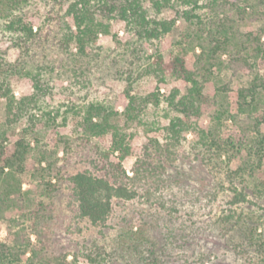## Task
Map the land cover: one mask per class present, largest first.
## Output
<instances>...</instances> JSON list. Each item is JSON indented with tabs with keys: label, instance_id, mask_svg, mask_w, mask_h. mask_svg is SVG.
Instances as JSON below:
<instances>
[{
	"label": "rangeland",
	"instance_id": "1",
	"mask_svg": "<svg viewBox=\"0 0 264 264\" xmlns=\"http://www.w3.org/2000/svg\"><path fill=\"white\" fill-rule=\"evenodd\" d=\"M149 1L145 3L150 4ZM208 1L172 0V6L156 16L167 20L178 17L172 30L158 40H139L123 21L111 20L108 31L99 32L84 54L78 52L75 44L69 49L61 48L62 29L56 22L43 30L42 38L46 35L47 39L33 56L10 40V33L0 29V53L13 65L25 61L29 72L38 73L47 84L45 94L39 96L30 75L9 77L8 87L15 100L25 99L27 115L7 130L8 142L15 141L23 128L30 132L27 139L36 154L44 149L50 152L58 135H67L74 141L68 154L60 151L57 156L61 180L56 196L54 247L76 253L79 264H264V200L253 195L255 180L233 173L240 164L239 158L230 163L225 162L224 156L210 159L207 152L197 148L193 132L186 133L178 144L169 142L163 127L172 113L165 99L174 88L185 93L187 83L170 74L160 80L161 73L147 69L156 56L167 61L178 44L186 42L193 33L196 19H187L183 11L193 10L206 20ZM68 4L69 0H29L14 13L33 18L36 27L49 13L61 9L60 13H64ZM7 19L2 17L0 23ZM263 25L261 17L243 28L256 31ZM186 59L192 61L193 54L189 52ZM228 81L224 104L228 103L235 112L237 92L247 85L248 76L222 71L205 84V93L213 99L216 87ZM126 90L141 106L137 116L124 113L121 94ZM152 92L160 103L144 104L143 98ZM90 102L114 108L117 115L113 122L145 160L136 173V156H127L121 162L127 185L136 195L114 202L106 226L93 225L80 216L69 181V176L79 170L88 169L110 178L111 172L119 171L111 165L118 162L117 154L109 160L103 156L110 146L111 133L100 140L82 133V109ZM218 109L215 104L206 105L201 126L207 129L217 125ZM47 112L58 114L48 129L40 125ZM5 116L6 99L0 95V122ZM220 131L226 137L237 133L238 128L225 118ZM150 139H157L162 149H169L168 156H147L146 145L148 151L155 148ZM22 178L23 188L34 184L30 173ZM240 191L247 200L236 202ZM16 215L17 211L10 209L5 218H0V241L9 239V218Z\"/></svg>",
	"mask_w": 264,
	"mask_h": 264
},
{
	"label": "trees",
	"instance_id": "2",
	"mask_svg": "<svg viewBox=\"0 0 264 264\" xmlns=\"http://www.w3.org/2000/svg\"><path fill=\"white\" fill-rule=\"evenodd\" d=\"M28 2L0 0V20L4 16L9 18L0 23V29L10 33V40L30 56L42 47V41L47 39L46 35L42 38V32L54 22L61 25V48L69 49L75 44L78 52L84 54L99 32L108 31L111 20L123 21L139 40H158L172 30L178 17L167 20L156 16L165 7H171L172 0H150V4L145 0H69L64 13H60L63 9L49 13L44 22L35 27L33 18L14 13ZM205 5L209 11L206 20L192 13L193 10L183 11L187 19H196L193 33L188 35L186 42L178 44L177 51L167 61L156 56L148 65V72L161 73L160 80H166L165 74H170L187 83L185 93L174 88L166 97L167 109L172 115L163 129L173 145L178 144L186 133L193 132L197 137V148L207 152L210 159L224 156L225 162L230 163L239 158L240 164L233 173L254 179L253 195L264 200V25L256 31L243 28L252 19L264 17V0H209ZM189 52L193 54L192 61L186 59ZM27 67L25 61L10 64L0 53V95L6 99V116L0 122V218H5L10 209L17 211L15 217L9 218V239L0 241V264H79L76 253L54 247L56 196L61 180L57 156L60 151L68 154L74 141L67 135H58L53 139L54 148L50 152L44 149L36 154L27 139L30 132L23 128L15 141L8 142L7 130L27 115L25 99L15 100L8 87L9 77L28 74L35 94L41 96L47 90L44 79L38 73H30ZM222 71H230L232 76L244 74L249 77L247 85L237 92L235 112L228 103L224 104L229 81L216 87L213 99L205 93V84ZM121 97L124 113L129 117L137 116L141 107L137 98L129 90ZM153 101L155 105L160 103L154 92L143 98L144 104ZM211 103L219 108L215 114L217 125L206 129L201 126L200 119L204 107ZM45 114V121L40 125L48 129L58 114ZM116 115L114 108L90 102L82 109L79 125L85 137L100 140L111 133L110 146L103 156L109 160L111 155L117 154L118 162L111 165L119 171L111 172V178L88 169L69 176L80 216L96 226H106L114 202L136 195V191L127 185L121 162L127 156H136V173L138 165L145 161L141 151L126 140L113 122ZM225 118L234 122L237 133L222 135L220 128ZM150 144L155 148L148 151L146 145L144 153L147 156H168L169 149H162L157 139H150ZM25 173H30L34 180L27 188L22 187ZM237 194L236 202L247 200L243 191Z\"/></svg>",
	"mask_w": 264,
	"mask_h": 264
}]
</instances>
